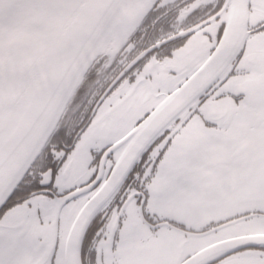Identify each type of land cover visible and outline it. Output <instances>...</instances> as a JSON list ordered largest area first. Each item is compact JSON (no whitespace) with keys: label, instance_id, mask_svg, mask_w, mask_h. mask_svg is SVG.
<instances>
[{"label":"snow or ice","instance_id":"obj_1","mask_svg":"<svg viewBox=\"0 0 264 264\" xmlns=\"http://www.w3.org/2000/svg\"><path fill=\"white\" fill-rule=\"evenodd\" d=\"M0 264H264V0H0Z\"/></svg>","mask_w":264,"mask_h":264}]
</instances>
